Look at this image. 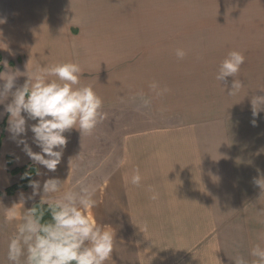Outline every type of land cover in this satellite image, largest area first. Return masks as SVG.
<instances>
[{"label": "crops", "instance_id": "0c3cea01", "mask_svg": "<svg viewBox=\"0 0 264 264\" xmlns=\"http://www.w3.org/2000/svg\"><path fill=\"white\" fill-rule=\"evenodd\" d=\"M231 11H237V25L208 17ZM0 19V42L7 45L0 44V85L6 73L22 85L37 62H76L83 70L81 85L93 87L106 114L91 134H64L67 145L51 172L13 142L4 113L0 192L19 180L10 175L8 159L14 168L36 165L42 175L33 179L41 185L48 178L64 181L54 198L82 182L94 186L97 206L85 214L114 233L106 264H218L216 257L234 264L238 256L251 264L252 246L264 245V111L251 123V99L264 96V45L239 51L246 59L236 76L226 78L227 86L207 66L196 74L201 81L178 88L183 82L176 81L168 60L177 65L180 59L213 58L220 64L230 50L214 55L211 43L230 42L232 32L240 43L264 44V0H0ZM177 49L185 51L183 58ZM233 79L243 88L228 95ZM153 81L168 91L155 96ZM139 93L150 105L144 106ZM0 100L4 112L11 97ZM136 105L165 120L135 131ZM188 105L189 113L179 110ZM32 123L26 120V127ZM32 135L27 131V142L39 152ZM134 168L142 176L139 187L126 183ZM18 193L0 196V202L10 207ZM35 202L39 196L24 207ZM17 211L11 223L0 215V250H7L20 222L23 209Z\"/></svg>", "mask_w": 264, "mask_h": 264}, {"label": "clouds", "instance_id": "9594fccd", "mask_svg": "<svg viewBox=\"0 0 264 264\" xmlns=\"http://www.w3.org/2000/svg\"><path fill=\"white\" fill-rule=\"evenodd\" d=\"M4 22L0 19V24ZM0 44L6 45L3 42ZM176 56L183 58L185 51L177 49ZM244 60L243 53L230 51L220 62L216 79L225 81L227 86L226 78L236 76ZM82 71L81 66L72 61L45 64L43 67L37 62L29 70L22 85L17 86L14 73H6L0 85V98L11 97L10 102L4 105V112H0V117L4 113L8 114L7 131L10 138L18 147L22 145L21 150L34 163L51 172L56 171L67 145L64 134L72 129H77L80 134H91L106 116L101 110L102 98L91 85H81ZM242 88L241 81L233 79L228 95H236ZM149 89L157 97L168 91L155 81L149 85ZM139 95L144 97L143 93ZM3 103L4 100H0V104ZM150 103L149 99L143 98L144 106ZM262 111L264 96H254L251 99L253 126L256 125L255 118ZM26 120L35 123L26 127ZM27 131L33 134L32 143L40 148L39 152H34L28 144ZM36 175L42 173L37 169ZM21 179L28 180L27 186L31 188V193L25 195L19 192L18 201L10 207L0 202V215H3L5 223L16 220L18 208L23 209L16 231L8 239L9 264H106L111 260L113 231L85 214V210L97 206L94 186L82 182L78 190H69L61 197L54 198L64 183L59 178L45 179L41 185L40 180L31 179L26 172L21 175ZM125 179L127 184L135 187H139L142 182V176L136 168ZM256 183L259 185L258 180ZM37 196L39 203L36 205H39L40 210L37 211L34 206L26 209L25 203ZM157 198L158 194L153 192L151 199ZM45 212L50 219L44 220ZM144 227L147 230V225ZM250 256L253 258L251 264H264V245L254 244ZM216 260L221 264L217 257ZM234 264L249 262L238 256Z\"/></svg>", "mask_w": 264, "mask_h": 264}, {"label": "rangeland", "instance_id": "374dc122", "mask_svg": "<svg viewBox=\"0 0 264 264\" xmlns=\"http://www.w3.org/2000/svg\"><path fill=\"white\" fill-rule=\"evenodd\" d=\"M249 1V0H248ZM208 17H211L213 15V17L215 19H223V18H230V22L231 24H236L238 23V14L237 11H231V12H215V15L213 13H209ZM227 14H229V16H227ZM222 23V22H221ZM237 27H232L231 31H237ZM251 32L248 29V34H250ZM238 37H236L234 35V33H231V41L230 42H220L219 40H217V42L215 43H211L213 45V51H214V55L215 52L217 51H223V50H236V51H244V50H250V51H254L256 50V46L259 45H264V44H256V43H240L237 40ZM261 49V48H260ZM264 51V50H263ZM246 59V58H245ZM135 61V60H132ZM152 61V60H151ZM163 63V66H165V61L161 60ZM178 63L177 65L173 64L170 60H168V66L169 69L176 67L175 73H176V81L178 82H183L182 84H180L179 86H177L178 88H181L183 90H187L190 89L191 85L196 84L197 81H201L200 78H198L196 76V74L202 70H204V68H206L207 66L212 67L213 68V72H215V74H217V68L219 67V61L217 59H213V58H200V59H191V60H176ZM245 61V60H244ZM189 67H194V71H192ZM193 74V76H191V74ZM181 76V77H179ZM214 78H216V75L213 76ZM210 87H201V90L204 89H208ZM209 92L206 90L204 93H200V95H204L206 96ZM214 102V100H208V103H212ZM205 107H210L209 105L205 106ZM171 107H167L165 109V111L163 112V114L168 113V111L170 110ZM175 109V108H174ZM201 109V107H200ZM179 110H181L184 113H189L191 111V107L188 106H184L182 108H179ZM155 115V116H153ZM169 115V114H168ZM159 113H155L154 110L151 111L149 109H147L146 107H144L143 105H136L135 106V123H134V129L135 131L137 130H144L153 126H157L160 125L161 120H165ZM167 119L171 118L173 116H165ZM159 118V119H158ZM160 122V123H159ZM217 238V237H216ZM240 252V251H239ZM228 253V252H226ZM248 253V252H247ZM233 253H228V255L230 256ZM241 254V252H240ZM243 254H246V252H243ZM242 254V255H243ZM231 260L230 258L228 259V261H225V263H230ZM0 264H9L8 260H7V250H0ZM184 264H187L186 262Z\"/></svg>", "mask_w": 264, "mask_h": 264}, {"label": "trees", "instance_id": "16d2710c", "mask_svg": "<svg viewBox=\"0 0 264 264\" xmlns=\"http://www.w3.org/2000/svg\"><path fill=\"white\" fill-rule=\"evenodd\" d=\"M1 70V69H0ZM4 128H5V122L0 124V129H1V136H0V146H1V138L3 136V132H4ZM8 168H9V173L11 176H18L19 180L16 184L11 185L10 187L6 188L3 192H0V196H14L16 193L20 192V191H26L28 189V180L27 179H21V175L24 173H28L30 175V178L33 179L36 176V170L37 167L34 164H27L25 166H22L20 168H14L12 167V161L8 159ZM39 202H35L33 203L32 207H36L37 211L40 210ZM46 208V206H45ZM50 219V216L47 212H45V216H44V220H48Z\"/></svg>", "mask_w": 264, "mask_h": 264}]
</instances>
